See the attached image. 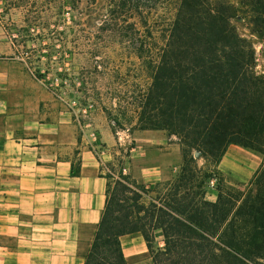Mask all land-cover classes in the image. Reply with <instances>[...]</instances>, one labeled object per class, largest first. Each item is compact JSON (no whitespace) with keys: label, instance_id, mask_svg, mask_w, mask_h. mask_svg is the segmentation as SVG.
Wrapping results in <instances>:
<instances>
[{"label":"trees","instance_id":"obj_1","mask_svg":"<svg viewBox=\"0 0 264 264\" xmlns=\"http://www.w3.org/2000/svg\"><path fill=\"white\" fill-rule=\"evenodd\" d=\"M102 1L71 30H56L60 85L69 64L79 82L78 102L62 101L79 125L100 115L114 135L165 130L180 144L182 163L172 179L155 183L148 203L122 180L118 203L107 188L84 264H128L121 236L136 232L146 242L147 264H264V160L244 187L218 167L231 144L264 155V72L233 22L241 12L264 37V0H239V7L231 0ZM27 68L39 79L48 73ZM156 231L162 245H155Z\"/></svg>","mask_w":264,"mask_h":264},{"label":"crops","instance_id":"obj_2","mask_svg":"<svg viewBox=\"0 0 264 264\" xmlns=\"http://www.w3.org/2000/svg\"><path fill=\"white\" fill-rule=\"evenodd\" d=\"M13 51L0 20V264H84L107 200L103 160L72 112ZM105 124L102 135L111 142ZM137 131L149 148L137 179L175 176L182 163L175 137ZM234 146L219 164L232 162ZM121 245L127 260L147 251L139 232L121 236Z\"/></svg>","mask_w":264,"mask_h":264},{"label":"rangeland","instance_id":"obj_3","mask_svg":"<svg viewBox=\"0 0 264 264\" xmlns=\"http://www.w3.org/2000/svg\"><path fill=\"white\" fill-rule=\"evenodd\" d=\"M231 2L237 7L240 6L239 0H231ZM102 3V0H0V20L14 45V55L22 59L25 66L31 67L33 70L37 66L40 67V71L48 70V73L43 77V81L49 91L53 93L55 100L68 111L70 109L62 100L68 99L72 103L78 102L79 96L75 87L79 85V82L73 79V67L69 64L68 79L64 81L66 85H60L61 81L65 79L64 76L59 74L64 71L60 60V49L63 42L56 30L65 26L68 30H71L79 16H82L83 19L88 18V15L93 16L95 4L100 6ZM34 15L39 16L36 20H31ZM233 22L239 34L249 39L255 48L256 70L264 72V37L251 31L248 18L241 12L237 14ZM30 34L31 36H29ZM48 51H51L52 54L50 59L43 54ZM39 55H41L40 59H38ZM72 83H75V85ZM84 117L88 118L87 115ZM89 121L79 125V129H85L91 139H93L92 133H95L96 143L105 152L101 159L109 181L108 187L111 199L117 203L120 201L119 198L122 196L115 197V190L117 188L116 180H122L130 188L142 192L143 196L138 202L148 203L150 198L157 193L155 183L149 182L146 184L138 180L136 176L138 166L144 163L142 158L149 151V148L142 144L146 138L141 137L137 130L133 132L120 130L114 136V139L110 135L111 142H106L102 135L104 133L103 128L106 126L105 118L99 115L94 116L91 120L92 123H87ZM163 131L167 134L165 130ZM146 145L148 144L146 143ZM162 146L167 148L170 145L163 144ZM120 147L123 150H120ZM130 147L132 149L129 152ZM178 147L182 155L180 144H178ZM234 147L232 150L230 149L232 162L226 159L218 167L229 183L244 187L263 162L264 155L238 145ZM199 155L196 156L198 163L204 165V160ZM174 174L167 180L172 179ZM142 187L148 189V192H143ZM126 195L132 197L133 192H127ZM207 196L210 199L215 198L216 190L213 184L208 186ZM155 245H162L161 231L155 232ZM147 256L146 251L144 254L127 260V262L128 264H147Z\"/></svg>","mask_w":264,"mask_h":264},{"label":"built area","instance_id":"obj_4","mask_svg":"<svg viewBox=\"0 0 264 264\" xmlns=\"http://www.w3.org/2000/svg\"><path fill=\"white\" fill-rule=\"evenodd\" d=\"M92 135H93V139H92L93 150H94V152L97 154V156H98L99 158H102V155H103L105 152H104L103 149H101V148L99 147L98 143H96L97 138H96L95 133H92ZM123 171L125 172V169H124Z\"/></svg>","mask_w":264,"mask_h":264},{"label":"water","instance_id":"obj_5","mask_svg":"<svg viewBox=\"0 0 264 264\" xmlns=\"http://www.w3.org/2000/svg\"><path fill=\"white\" fill-rule=\"evenodd\" d=\"M200 153L198 151H195V156L199 155Z\"/></svg>","mask_w":264,"mask_h":264}]
</instances>
